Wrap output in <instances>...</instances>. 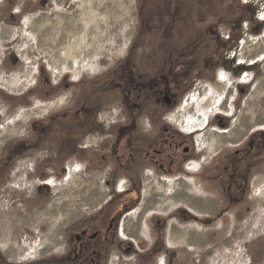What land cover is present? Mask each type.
<instances>
[{
    "label": "rangeland",
    "instance_id": "rangeland-1",
    "mask_svg": "<svg viewBox=\"0 0 264 264\" xmlns=\"http://www.w3.org/2000/svg\"><path fill=\"white\" fill-rule=\"evenodd\" d=\"M232 1L235 0H110L106 14L114 22L100 31L92 45H86L87 42L82 41L83 31L80 33L77 50L85 48L79 63L73 71L64 70L61 73V77L70 73L68 84L56 86L50 82L45 84L47 77L52 82H58L57 73L51 70L53 74L49 73L48 76L43 72L45 60L48 63L47 56L43 55L41 41L30 32V26L34 20L50 16L54 23L50 25L51 36H59L64 17L81 13L83 2L63 0L60 3L58 0H49L46 5L43 0H0V148L7 145L17 151L14 154L17 168L19 164L25 168L23 163L28 159V199L23 188V172L18 181L21 188H15L10 183L0 184V188H3L0 190V240L3 244L4 241H12L15 230L23 231L22 228L28 225L29 263L35 258L37 244L42 242L40 233H36L41 225H45L46 230L59 225V212L72 210L82 214L92 210L94 202L88 198L92 191H96V195L106 196L107 187L97 179L93 183L88 165L80 176L77 165H74L76 157L68 153L60 156L59 148L66 141L68 131L87 130L94 124L96 113L108 121L125 113V110L133 113L130 107H125L120 101L121 87L133 91L137 83L145 84L143 91L146 95L147 85L152 83L154 77L176 71L175 65L185 57L192 59V69L188 72L190 77L197 78L198 72L203 70V60L212 56V51L225 50L229 46L222 39L228 34L242 38L248 28V32H253L255 22L249 20L256 13L263 12L230 7ZM18 9L22 13L12 15V11ZM86 11L89 9H84ZM59 15L63 16L61 25L57 22ZM82 18L84 21V16ZM126 25L131 32L128 40L123 38L122 31ZM88 27L91 30L93 26L91 24ZM88 27L85 33L91 34ZM253 33L257 38L254 44H250L263 43L259 39L264 36V29ZM47 42L45 46L51 49L48 45L53 43L51 38ZM244 44L245 40L243 49L246 47L244 50H249V44ZM97 47H101L103 52L89 65L87 62ZM261 50L264 51V43ZM260 72L257 68L258 78L254 84L257 87L253 95L257 91L262 92L257 95L253 110L255 116L264 115V104L261 103L264 100V72ZM122 73L127 75V80L120 86L116 82ZM22 85L24 87L19 90ZM259 86L262 89L259 90ZM29 89L30 95L23 96ZM219 98L213 99L212 104ZM245 102L240 112L246 111ZM46 104L48 110H45ZM185 104L172 111L155 102H144L137 112L140 117L136 129L139 131L145 127L149 122L147 116L154 112L166 115V118L181 114L188 106ZM83 107L89 113L82 111ZM206 109L212 108L203 105L197 113L201 114ZM85 112L87 119L82 121ZM163 122L161 120L160 124ZM183 124L187 127L186 123ZM6 135L8 137H4ZM63 159L68 161L66 177L63 175ZM72 174L81 178L80 188ZM256 174L254 183L264 180V166ZM203 177L199 175L195 178L199 187L197 191H192L196 192L193 197L196 194L213 199L208 210L217 213L220 209V187L218 183ZM44 182L50 184L49 188L42 186ZM120 187L122 189L125 185L120 184ZM79 189L81 193L77 192ZM62 205H65L64 208H61ZM175 207L148 211L144 219L150 225H155L158 219L167 217L165 215ZM53 211L55 213L51 214ZM218 214L211 219L206 218L208 220L203 223H197L193 218L180 221L176 215L173 223L181 228L174 231L176 236L181 234L182 228L188 227L189 230L203 233L205 243L200 249L179 240L174 248L169 249L173 254L171 257L161 249L159 254L165 255L167 264H264V185L258 187L255 193H248L235 208L220 213V216ZM176 218L181 223H177ZM25 257L24 254L21 259Z\"/></svg>",
    "mask_w": 264,
    "mask_h": 264
},
{
    "label": "flooded vegetation",
    "instance_id": "flooded-vegetation-1",
    "mask_svg": "<svg viewBox=\"0 0 264 264\" xmlns=\"http://www.w3.org/2000/svg\"><path fill=\"white\" fill-rule=\"evenodd\" d=\"M43 1L48 5L49 2L46 1L49 0ZM230 7L263 10L261 14L258 12L253 15L249 21L255 22L253 32L264 29V0H235ZM21 13V9L12 11V15ZM246 30L242 38L234 34L224 37L222 41L229 46L225 50L212 51L213 55L203 60V70L198 72L197 78L190 77L188 72L192 69V59L185 57L175 65L176 71L154 77L152 83L147 85L148 94L145 95V84L137 83L133 91L123 87L127 75L122 73L116 82L122 86L120 101L125 107H130L133 113L125 110V113H120L114 120L109 121L96 113L94 124L87 130L68 131L66 141L59 148L61 157L67 153L76 157L74 165H77L80 176L88 165L93 183L101 181L107 187L108 193L105 197L96 196L97 199L92 202V210L82 214L74 211L78 213L77 217L56 225V232L50 241L47 238L51 228L46 230L47 227L41 225L36 233H40L42 249H36L35 258L29 263L28 225L22 228L23 231L15 230L10 242L16 247L22 246L23 253L20 256L13 254L0 240V264H167L165 255L159 253L164 249L165 254L173 256L169 249L174 248L175 243L170 242V237L180 228L173 223L176 215L180 221L193 218L197 223H203L208 220L206 218L216 217L214 215L217 213L220 216V213L224 214L235 208L248 193H255L258 187L263 186L264 180L256 183L254 180L258 169L264 166V121L250 126L236 141L223 143L214 153L210 152L203 141L208 130L215 133L232 130L237 117H245L249 111V102L257 87L254 85L258 78L257 68L260 73L264 72V53L252 59L255 54L253 50H243V41L246 38L252 43L257 38L255 33L248 32L249 28ZM44 64L43 72L51 74L46 60ZM69 72L60 76L58 82H52L47 77L45 84L50 82L56 86H65L69 82ZM26 92L28 95L23 96H29L31 90ZM192 97L194 100L191 102H195L189 104L192 111L198 112L203 105L205 108L217 107L207 116L206 124L188 129L176 117L166 118V115L154 112L147 116L148 126L143 120L146 128L143 126L139 131L136 129L137 119L140 117L137 112L144 102H155L175 111ZM217 98L220 103L217 100L212 104L213 99ZM244 101L247 109L240 112ZM48 109L46 104L45 110ZM82 111L89 113L85 107ZM86 112L82 121L87 119ZM261 117L264 118V115ZM78 119L81 122L79 117ZM161 120L164 122L160 124ZM0 151V184L10 183L19 188L18 181L23 172V188L28 199V159L23 163L25 168L20 164L17 168L14 157L17 151L7 145L0 148ZM66 162L68 161L63 159L65 177L68 169ZM199 175L218 183L220 187V209L217 213L208 210L213 199H209L208 206L202 212L185 203H179L176 209L165 215L167 217L158 219L155 225H150L144 219L142 225L134 227L135 231L127 230L124 220L144 202L147 185L156 180L182 179L188 185L191 184L189 193L194 194L192 191H197L199 187L195 178ZM42 184L43 187L50 186L47 182ZM120 184L125 187L121 189ZM195 196L200 198L196 194ZM201 197L207 199L203 195ZM216 198L217 196L214 197L215 200ZM26 213L28 223V210ZM180 221L177 223H181ZM24 254L26 257L22 260Z\"/></svg>",
    "mask_w": 264,
    "mask_h": 264
},
{
    "label": "bare ground",
    "instance_id": "bare-ground-1",
    "mask_svg": "<svg viewBox=\"0 0 264 264\" xmlns=\"http://www.w3.org/2000/svg\"><path fill=\"white\" fill-rule=\"evenodd\" d=\"M58 1L61 3L63 0H58ZM79 1L83 2L82 3L83 6L81 7L82 9H80L82 12L77 14L76 16H69V18L64 17L65 20L62 26L63 29H62V32L59 31V36L58 35L51 36L50 32H52V29H50V25L52 26V24L54 23H53V19L50 16H44L36 21L34 20L33 23L31 22L32 24L30 26V32L38 36L39 40L41 41V47H42L41 50L43 51V55L47 56L49 68L52 71H55V73H57L56 74L57 79L59 78V76H61V73H63L64 70L73 71V68L79 63V58L83 54V51L85 48V47H81L80 50L79 49L77 50V43L79 40H81L80 33L82 31L84 33V37L82 38V41L87 42L86 45H92L94 40L99 36L100 31L105 26H107L109 23L114 22L113 20L109 19L110 17H107V14H106L108 11L107 8L110 5L109 3L110 0H79ZM84 5H86V8L84 7ZM84 9H89V11L84 12ZM82 16H84L85 18L84 21H83ZM62 17L63 16L59 15L57 18L58 19L57 22L58 24L60 23V25L62 24V21H63V19L61 20ZM91 24L93 27L90 30L88 26ZM86 27L89 28L91 34L85 33V31L88 30V29L85 30ZM127 27L128 26L126 25L122 29L123 35H124L123 38L125 40H128L131 36V32L129 28ZM50 38L53 43L48 44L51 46V49L49 47L48 49L45 45L48 43L47 40H49ZM259 41H263L264 43V36L261 37ZM65 42H68V43L66 44ZM249 42L250 41L246 38L245 44L247 45L249 44ZM263 43H256L255 45L253 44L248 45L249 50L254 49L253 52L255 54L254 56H252V59L259 57L261 53L262 54L264 53V51L262 52L261 50ZM43 46L45 47L43 48ZM245 48L246 47H244V49ZM102 52H103L102 48L97 47V49L94 52V55L91 56V58L89 59L87 63L89 65L90 63H93L95 58H97ZM23 87L24 85H22V87L18 89L20 90ZM258 88L260 90L262 89V86H259ZM261 92L262 91L255 92V95L252 96V99L249 102V111L247 115L241 118L240 116L237 117L235 127L232 130H228V132H226L225 130L223 133H217V131L215 133V132L208 130V132L205 134L206 137L203 138V141L204 143H206L210 152L214 153V151L217 150V148L219 149V147L222 146V144L227 141L228 142L236 141L238 137H242L246 133V131L248 130L250 126H254L256 124H259L260 121H264V118L261 116L255 117V113L253 111L254 106L257 102V95L260 94ZM192 100H194L193 97L189 98L185 102L188 105L186 106L187 108L181 114L175 116L177 120L181 121L182 123H186V126L189 128L197 126V125L202 126L203 124H206L205 120L207 116L209 115V113L217 108L216 107L214 109L213 108L206 109L203 111V113L200 114V113L195 112L194 110L192 111V109L189 107L190 103H195V102H191ZM219 100L220 99H218V102ZM213 103H216V102L214 101ZM261 103L264 104V100H262ZM4 137H8V135ZM72 176L73 177L75 176L74 180L78 182V188H80L82 185L81 178L77 176L76 174H72ZM189 185L182 179L179 181L174 180V179H169L168 181L156 180L154 181V183L147 185V187L144 190V195H145L144 202L134 212L129 214L124 220L125 226H127L128 228L127 230H130V232L131 231L133 232L135 231L136 227L142 225L144 216L148 211L166 210L169 207L171 208L173 206H177L179 203H185L197 211L198 210H200L201 212L204 211L206 206H208L207 202H209L210 200L204 199L201 196L200 198L196 196L193 197L194 195L189 193L191 190ZM77 192L81 193L80 189L77 190ZM95 192L96 191H92V193H90L91 195H89L88 197L92 202H94L97 199L96 198L97 195L95 194ZM99 201H101V199ZM97 203H98V200H97ZM64 206L65 205H62L61 208H64ZM77 215L78 213H75L72 210H68V212H65V213L59 212L58 221H60V223L64 221L63 222L64 224V223H67V219L69 221L77 217ZM63 217H66V218L64 219ZM187 228L186 229L182 228L183 230H181V234H178L179 236H176L174 233H172L170 237L171 242L177 243L179 240H184L191 247L198 246L200 249L203 248L204 244L202 243L205 240L203 233L199 232L198 230H188ZM56 229H57L56 225L51 227L50 229L51 233L48 235L47 241L52 240V237L54 233L56 232ZM3 245L4 247H7V250H9L10 252H12L13 254L17 256H20L24 250L22 246L16 247L15 244H12L10 241H4ZM41 246H42V242L37 244L36 249L37 250L42 249Z\"/></svg>",
    "mask_w": 264,
    "mask_h": 264
},
{
    "label": "crops",
    "instance_id": "crops-1",
    "mask_svg": "<svg viewBox=\"0 0 264 264\" xmlns=\"http://www.w3.org/2000/svg\"><path fill=\"white\" fill-rule=\"evenodd\" d=\"M244 50V49H243ZM261 55V54H260Z\"/></svg>",
    "mask_w": 264,
    "mask_h": 264
}]
</instances>
